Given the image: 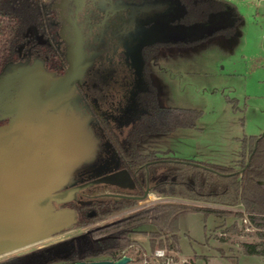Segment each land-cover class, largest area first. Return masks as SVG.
I'll list each match as a JSON object with an SVG mask.
<instances>
[{"label": "rangeland", "instance_id": "1", "mask_svg": "<svg viewBox=\"0 0 264 264\" xmlns=\"http://www.w3.org/2000/svg\"><path fill=\"white\" fill-rule=\"evenodd\" d=\"M225 1L235 7L241 20L234 32L222 35L213 32L234 24L235 18L228 10L212 14L205 23L185 25L179 21L184 8L178 0H157L145 4L144 11L154 13L149 19H142V26L131 34L132 40H128L127 46H123L127 69L124 73L126 78L123 77L121 82L126 86L127 94L120 104L109 105L101 112L95 100L90 99V104H86L75 92L54 118L39 109L40 94L55 76L45 71L39 76L34 74L39 67L40 57L30 53L31 44L37 38L36 29L31 27V39L23 49L28 48L29 52L26 49L20 61L8 64L0 72V119L12 116L23 125L35 121L33 128L25 131L24 138L33 147L46 143L45 155L53 162L55 171L63 173L66 178L76 171L92 175L104 170L110 173L117 168V155L94 114L99 112L105 116L117 133L134 123L142 112L135 95L145 87L141 49L153 40L168 39L170 32H175L179 39L198 43L185 48L161 49L147 66L150 80L157 88L161 107L192 109L200 112V115L194 128L150 136L139 143L137 149L142 154L157 152L162 156L184 160L233 165L239 156L240 139L264 133V0ZM90 2L96 4L94 0H52L50 8L57 11L63 27L69 28L67 25H71L74 34L78 32L81 37L75 27L73 12L78 6L90 11L95 6ZM122 6L130 10L133 18L141 11L136 6ZM68 31L66 35L70 34ZM79 37L68 38L77 40ZM116 37L123 40L120 34ZM12 92L26 95L30 103L18 100L6 106L3 96ZM32 103L37 108L31 107ZM118 175L121 177V173L118 172ZM109 186L106 184V188ZM162 199L165 201L163 203L241 211L239 207ZM148 202L137 203L135 207L112 215L101 224L128 217L157 204L150 202L145 205ZM243 218L205 216L200 212L181 215L178 220L179 254L172 253L174 261L178 264H264V256L246 255L240 247L244 242L257 241L255 230ZM233 222L237 223L238 232L226 229ZM83 233L85 231L72 229L63 235H52L0 255V264H14L11 258L16 255L49 248ZM141 238L144 250L148 251L146 237ZM139 250L138 246L129 249L127 254L134 261L128 264H143Z\"/></svg>", "mask_w": 264, "mask_h": 264}, {"label": "trees", "instance_id": "2", "mask_svg": "<svg viewBox=\"0 0 264 264\" xmlns=\"http://www.w3.org/2000/svg\"><path fill=\"white\" fill-rule=\"evenodd\" d=\"M179 1L186 12L185 21L190 25L205 23L212 14L230 11L235 18L234 24L216 29L213 32L216 35L234 32L241 20L235 7L225 0ZM55 23L56 17L48 8V0H0V72L8 64L20 61L27 49L23 51L24 46L31 39V27L36 29L37 34L31 44L32 51L46 55L58 68L62 59L56 47ZM197 43L190 41L189 46ZM137 105L142 112L126 130L117 133L107 128L119 156L120 167L134 183L135 194L142 196L149 190L162 197L239 207L241 211L182 203H157L94 231V237L104 239L96 249L80 259L73 256L64 260L63 264L79 260H117L134 246H138L140 251L144 250L141 236L146 237L148 251L165 249L179 254L178 220L181 215L192 212H200L205 216H233L241 220L245 217L255 230L257 241L244 242L240 247L246 255L264 256V134L243 136L238 159L233 165L184 160L162 156L157 152L142 154L137 149L139 143L153 135L194 128L200 112L161 107L157 89L150 84L145 93L137 96ZM135 204V201L129 200H106V207H96L92 217H85L74 226L97 222ZM226 229L238 232L237 223L233 222Z\"/></svg>", "mask_w": 264, "mask_h": 264}, {"label": "flooded vegetation", "instance_id": "3", "mask_svg": "<svg viewBox=\"0 0 264 264\" xmlns=\"http://www.w3.org/2000/svg\"><path fill=\"white\" fill-rule=\"evenodd\" d=\"M94 1L96 4L90 2L92 5H95L90 11H86L87 9L81 8V6L75 7L74 9L73 18L75 20V27H77L76 30H79V34L81 33V37H79L78 32L77 34H74L75 30L72 29L71 25H67L69 28L63 27L64 23L60 19L57 11L54 8H50L52 0H48V8L54 12L56 17V47L62 59L61 65L58 68H55L56 66L53 65L52 61L49 60L46 55H38L33 51L30 53L38 55L40 57V61L38 62L39 67L55 77L62 76L66 72L68 68V61L71 55H79L82 57V71L78 81L72 89V93L75 92L76 95L82 97L86 104H90V99L95 100L99 107L98 110L101 112L106 110L109 105H116L117 103L120 104L121 101H123L125 94H127L126 86L121 82L123 77L126 78L124 73L127 69V60H124L125 56L123 54V46H127L128 40H132L131 34L142 26V19L147 20L150 18L149 16L154 13V11H144V5L154 3L157 0ZM122 5L136 6L137 8H140L141 11L138 12V16L136 15L135 18H133L130 15V10H128V8H123ZM185 18L186 12L184 10V14L179 21L185 25H190L189 22L185 21ZM78 25L80 26L78 27ZM68 29L70 30V34L66 35L69 32ZM118 34L123 37V40L117 39L116 35ZM175 34V32H170L168 39H156L143 45L141 49V55L143 60V78L145 87L143 90H140L136 93V103L137 96L145 93L149 84L153 85L150 80L147 66L152 59L157 57L158 52L164 48L189 47V40L179 39ZM75 35H77L80 39L78 38L77 40H71L68 38ZM42 44L45 45V43ZM27 52H29L28 48ZM30 57L32 56L30 55ZM94 116H96V120L101 127L104 136H107L112 148L114 149L107 132V128H111V126L106 120V117L102 116V114L99 112L98 114H94ZM6 123L7 120H4L0 125H4ZM114 151L117 155L118 163L117 168L110 173H106V170H104L100 174L92 175L85 172L76 171L70 175V178H63L62 182H60L61 175H59L56 179L59 188L54 191V193H68L62 196V202H52V207L54 211L68 210L73 213V222L71 226L61 230L58 233L63 235L72 229L82 230L85 231V233L66 238L49 248H41L37 251H31L23 255H16L11 258V261L14 262V264H47L49 262L63 264L64 260H67L73 256H77V258L80 259L87 252L95 250L99 242L104 240L103 237H94L93 232L105 227L106 225L114 223L115 221L106 223L104 225L101 224L110 216L129 210L135 207L137 203L141 204L148 201L149 202L145 205H148L150 202L159 203L155 200V197L162 199V196H159L154 192H150L149 190H146L148 193L144 199H142V197L146 191L142 196L136 195L134 192V183L128 175L127 176L130 180H121L122 177L114 180L110 179L111 176L118 174V172L121 174H126V172L120 167L119 156L115 149ZM112 181L113 183H111ZM106 184H109L110 186L106 188ZM106 200H129L135 201L136 204L128 209L112 213L107 218L105 217L104 219H101L97 222L82 226H74V224L79 222V220H83L85 217H92L96 207H106ZM134 214L135 213L132 215ZM94 226L97 227L93 228ZM140 252L141 259L144 253H150L152 251L142 250ZM124 255L130 257L131 262L134 261L130 255L123 254L122 256ZM76 262L86 261L79 260Z\"/></svg>", "mask_w": 264, "mask_h": 264}, {"label": "water", "instance_id": "4", "mask_svg": "<svg viewBox=\"0 0 264 264\" xmlns=\"http://www.w3.org/2000/svg\"><path fill=\"white\" fill-rule=\"evenodd\" d=\"M82 61L79 55H71L66 72L53 78L50 85L41 92L38 107L50 117L57 116L67 104L81 74ZM41 73H45L41 67L34 72L38 76ZM3 100L8 107L18 100L21 103H30L26 95L22 96L17 92L5 94ZM36 106L31 105L34 108H37ZM4 120H7V123L0 125V255L49 238L70 227L73 222L72 212L54 211L52 207V202L57 199L62 202V196L68 193H54L59 188L57 177L61 175L62 182L66 176L55 171L53 162L45 155L46 143L33 147L24 138L25 131L32 129L35 121L23 125L12 116L0 119ZM121 177V180H130L127 174H121ZM118 178L119 175L115 174L110 179ZM147 193L148 191L142 199ZM130 262L131 258L124 255L115 261L65 264Z\"/></svg>", "mask_w": 264, "mask_h": 264}, {"label": "built area", "instance_id": "5", "mask_svg": "<svg viewBox=\"0 0 264 264\" xmlns=\"http://www.w3.org/2000/svg\"><path fill=\"white\" fill-rule=\"evenodd\" d=\"M155 200L159 203L165 202L159 197H155ZM143 264H178L174 261L172 252L165 249H155L150 253H144L142 255Z\"/></svg>", "mask_w": 264, "mask_h": 264}]
</instances>
